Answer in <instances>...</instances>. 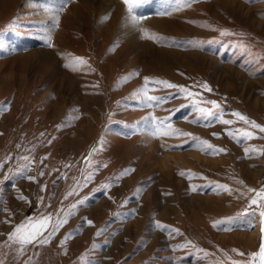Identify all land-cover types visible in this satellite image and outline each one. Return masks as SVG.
I'll list each match as a JSON object with an SVG mask.
<instances>
[{"label":"rangeland","instance_id":"obj_1","mask_svg":"<svg viewBox=\"0 0 264 264\" xmlns=\"http://www.w3.org/2000/svg\"><path fill=\"white\" fill-rule=\"evenodd\" d=\"M77 1L0 0V105L10 106L0 113V260L246 261L264 236V202L249 206L264 189V155L244 150H264V133L230 113L264 126V0H239L253 19L228 12L230 1L198 0L185 7V0H141L135 14L143 19L134 32L115 6L91 2L77 12ZM113 2L128 14L122 0ZM149 2L150 9L141 11ZM166 10L170 14L158 15ZM152 15L167 19L165 29L143 23ZM141 29L157 40L142 38ZM146 77L200 95L185 98L179 88L160 84L149 95L166 102L142 106L135 93ZM205 83L211 92L202 88ZM204 101L218 103L231 125L213 120L205 126L197 107L217 110ZM169 118L172 129L191 136L153 135L158 122ZM137 124V134L127 138ZM229 131L237 137L251 131L256 138L237 141ZM201 141L226 151L211 155ZM24 165L35 181L13 179ZM128 169L133 171L122 176ZM105 183L112 184L107 192ZM82 199L85 205L73 210L48 244L29 245L24 255L8 246L7 234L25 218L50 213L54 223L59 209L68 211ZM85 218L94 226H86Z\"/></svg>","mask_w":264,"mask_h":264},{"label":"snow or ice","instance_id":"obj_2","mask_svg":"<svg viewBox=\"0 0 264 264\" xmlns=\"http://www.w3.org/2000/svg\"><path fill=\"white\" fill-rule=\"evenodd\" d=\"M69 2H72V0H69ZM122 2L126 5L127 13H128V15L125 18V22L130 23L133 27H138L140 24V21H141V19H143V17H140V16L136 15L135 13H136L137 7L141 3V0H122ZM195 2H198V0H185L183 6H185V7L190 6L192 3H195ZM173 10H175V9H173ZM168 14H170V13L167 10L158 13V15H168ZM56 19H57V26H58V17ZM141 31L143 32L142 38L157 40V37L149 35V33L146 30L141 29ZM224 34H225V32H221V35H224ZM45 42L48 43L49 46H51V34H48L45 37ZM0 47H2V46H0ZM78 63H83V61H78ZM133 75L134 76L138 75V73H133ZM144 84H145V86L142 89H140L139 92L135 93V95L141 96L142 100L140 101V103L142 104V106L146 105L147 107H158V106H160V104L166 102L165 98H163V97L158 98L156 96L149 95V88L155 87V85L163 84L164 87L169 88V89L179 88L180 92L184 94L185 98L195 97V96L200 95V93H193L186 88H182V87L175 85V84H172V83L162 82V81L150 82L149 78H147V77L145 78ZM202 88L208 92L212 91L211 87L209 85H207V83L203 84ZM194 103H195V101H194ZM204 103L211 104L212 107L217 110L214 113L211 108L197 107V111H199L202 114L200 119L207 122L205 124V126L210 125L213 122V120H217V121H219L225 125H231L232 121L224 120L222 118L224 115V112L218 103H216L215 101H204ZM9 108H10L9 105H0V113H3L5 111L9 110ZM230 114L232 116H235L239 121H243L245 124L249 125L251 128L258 129L260 132L264 133V126L257 124L255 121L249 120V118L244 116L243 114H241L239 112H232ZM146 119H148L150 121L155 120V118L152 116H150ZM194 122L198 123L199 121H194ZM138 127H139L138 124L136 126H132L131 131L129 132L127 138H130L131 135L137 134ZM171 133H175L177 136H185V135L191 136L190 133H184V132H180L179 130L172 129L170 118L166 119V120L159 121L155 127L153 135L168 136ZM227 134L229 137L236 139L237 141H239V139L256 138L254 133L251 131H243L240 137H237L231 131H229ZM194 139H195V137H194ZM200 143H201L202 147L204 145L207 146L206 151L210 150L209 154H211V155H215L217 153H222V152L226 151L225 149L216 148L215 146H213L212 144H210L207 141H201ZM93 151H95V149ZM244 151H245V154H247L249 151H259L261 155H264V150H257L254 148L253 149L245 148ZM24 159H27V157H25ZM45 159H46V157H45ZM41 162H43V161H41ZM2 168H3V165L0 164V169H2ZM30 171H31L30 166L24 165L23 168L17 170V172L13 176V179L14 180L25 179L28 181H35V177L28 175V172H30ZM131 171H133V170L132 169L125 170V172L121 173V175L122 176L126 175V174L130 173ZM39 175L43 176L44 172L41 171L39 173ZM181 175H185V174L181 173ZM188 175H189V177H191L190 173ZM4 179L8 180L9 177L7 175H5ZM91 179H92V177H91V175H89L87 177V180H91ZM0 183H2V181H0ZM45 187L46 186H42L41 191H44ZM101 187L105 192H107L112 187V184L105 183ZM221 187H223L224 190H226V191H230V189H228L227 186H221ZM249 191H256V190L255 189H249ZM72 194H73L72 192L68 193V195H72ZM18 199L26 200V198L23 196L18 197ZM65 199H67V197H65ZM40 202L41 203L43 202L42 197H41ZM260 202H264V189H261L258 192H256V197L251 200V204L249 206L251 207V205H256L259 208V207H261ZM85 203H86V201L82 199V200L78 201L77 203H73L70 206V209L68 211H65L63 208L59 209L56 216H55V222L54 223H53V214H50V213L49 214L41 213L39 216L34 215V216H30V217L25 218L24 221H22L20 224H18L14 227L13 231H11L10 233L7 234V242H9L8 246L11 247L12 245H15L16 246L15 251L17 252V254L24 255L26 252V249L29 245L43 246V245L48 244L55 237V235L57 234L59 229L61 227H63L65 224H67L69 219L75 215V211H73V210L78 211L79 207L85 205ZM252 215H254V216L256 215L255 211L252 213ZM259 216L261 217V224L264 225V210H261L259 212ZM83 223L86 226H94L93 222L90 220H87V218L84 219ZM226 223H228V222H226ZM157 226L159 227V222H157ZM261 231H262V233H264V226H262ZM45 232H48L47 236L44 235ZM100 234H102V233H98V235H100ZM70 238H72L71 233H69L65 237V241L62 242V245L64 242H66ZM237 254L241 255V256L245 255L244 253H239V252ZM0 264H3L2 260H0ZM85 264H90V262H85ZM233 264H264V236H262L261 244L259 246L258 252L251 253L246 261H240V262L234 261Z\"/></svg>","mask_w":264,"mask_h":264},{"label":"bare ground","instance_id":"obj_3","mask_svg":"<svg viewBox=\"0 0 264 264\" xmlns=\"http://www.w3.org/2000/svg\"><path fill=\"white\" fill-rule=\"evenodd\" d=\"M113 1H115V0H78L76 3H75V9L77 10V12L79 11V12H81L80 11V9H83L84 10V7L85 6H87V5H89L91 2H94L96 5L97 4H99L100 6H102L103 8H106V9H110L111 7V5H113V6H115L114 7V11L116 10L117 11V13H119V14H122L123 13V15L125 16V18H126V16L128 15V14H126L125 12H126V10H124L123 11V6L121 7V5H117V4H114V2ZM119 1V0H118ZM222 1H230V3L231 4H229V6H227V10H228V12H230V13H232V12H239L240 14H242V15H245L247 18H249V19H253V14H254V12H250V10H248L250 13L248 14V12L247 13H244V9H246V4H244L243 2H240L239 0H222ZM222 1H220V3L222 2ZM57 2V1H56ZM206 2V1H205ZM211 2V1H210ZM205 5V4H204ZM224 5V4H223ZM150 6H151V3L149 2V3H145V4H142L141 5V8H140V10L141 11H143V10H149L150 9ZM213 6V5H212ZM218 7H220V6H218ZM219 9H221V8H219ZM189 10V9H188ZM57 11V10H56ZM146 11V12H147ZM151 11V10H150ZM123 15H122V17H123ZM119 16V15H118ZM163 16V15H162ZM165 17V16H164ZM166 18H167V16H166ZM117 19V18H116ZM165 19V18H164ZM163 18H159V17H155V16H149L148 18H146L145 20H142L143 21V23L145 24V25H150V24H152V25H158L159 26V28H161V27H164V29H165V27L167 26V19H166V21L164 20ZM63 22V21H62ZM117 23V22H116ZM172 23V22H171ZM75 24V23H74ZM172 24H174V23H172ZM151 25V26H152ZM66 26V25H65ZM53 27V26H52ZM52 27H50V28H52ZM126 28L128 29V31H130V32H134L135 31V27H133L130 23H128L127 25H126ZM54 29V28H53ZM124 29V28H123ZM55 30V29H54ZM54 30H51V31H54ZM158 52V51H157ZM160 52H162V51H160ZM167 52H168V50H167ZM210 52V51H209ZM163 53V52H162ZM166 53V52H165ZM201 53V52H200ZM207 53V52H206ZM204 54V53H203ZM209 56V55H208ZM207 57V56H206ZM212 58V57H211ZM149 62H148V60L146 61V63H145V65H147ZM162 64V63H161ZM231 68V67H230ZM229 68V69H230ZM234 71V70H233ZM230 75H231V72H230ZM147 139H148V141L152 144L153 143V138H152V135L151 134H148L147 136ZM258 232V231H257Z\"/></svg>","mask_w":264,"mask_h":264}]
</instances>
